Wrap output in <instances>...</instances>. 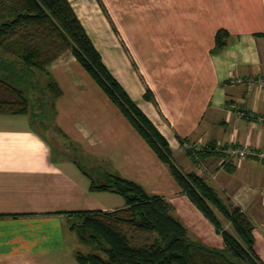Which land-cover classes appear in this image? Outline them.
Wrapping results in <instances>:
<instances>
[{
    "label": "crops",
    "instance_id": "0c3cea01",
    "mask_svg": "<svg viewBox=\"0 0 264 264\" xmlns=\"http://www.w3.org/2000/svg\"><path fill=\"white\" fill-rule=\"evenodd\" d=\"M68 2L172 156L184 154L177 165L202 176L224 204L247 215L253 249L264 261V162L227 153L233 146L264 148V122L255 118L264 114V87L247 90L230 81L264 79V0ZM218 29L229 38L212 52ZM46 67L61 89L54 122L73 150L53 152L33 126L0 121V264H82L74 254L86 247L69 228L67 213L111 211L124 200L107 209L102 194L109 191H90V178L75 161L96 182L110 173L163 196L189 235L222 247L221 235L72 52L62 51ZM147 89L154 101L144 97ZM242 106L247 115L238 114ZM204 145L210 152L194 163L191 153Z\"/></svg>",
    "mask_w": 264,
    "mask_h": 264
},
{
    "label": "trees",
    "instance_id": "16d2710c",
    "mask_svg": "<svg viewBox=\"0 0 264 264\" xmlns=\"http://www.w3.org/2000/svg\"><path fill=\"white\" fill-rule=\"evenodd\" d=\"M228 38L227 30L218 29L212 52L226 46ZM66 49L166 164L182 192L223 242L218 248L193 239L163 196L150 194L140 184L110 173L104 175L103 182H96L75 161L90 178V191H109L124 200L122 207L111 211L67 213L69 228L86 247L75 252L76 260L82 264H264L253 249L252 224L247 215L239 206L224 204L202 176L175 163L168 141L104 65L68 0H0V91L5 95H0V113L29 114L31 126L52 151L71 152L65 134L54 120L47 121L48 112L54 117L61 89L46 66ZM39 74L47 76L44 85L39 82ZM30 88L37 92L34 112H29ZM144 97L154 101L149 89ZM41 131L51 137L46 138ZM208 146L204 145L197 155L191 153L194 163L210 152ZM139 233L151 234L152 238L136 243L134 236Z\"/></svg>",
    "mask_w": 264,
    "mask_h": 264
},
{
    "label": "rangeland",
    "instance_id": "374dc122",
    "mask_svg": "<svg viewBox=\"0 0 264 264\" xmlns=\"http://www.w3.org/2000/svg\"><path fill=\"white\" fill-rule=\"evenodd\" d=\"M38 77H39L40 84L44 85L46 80H47V76H45L44 74H39ZM30 90L32 91V93H30V95H28L29 96L30 105H31L29 112H34L36 110L34 109L32 104L35 101V97H36L37 92L33 88H30ZM0 95L3 96V97L5 96V95H3V93H1V91H0ZM28 117H29V114H27V115L0 114V121H5L8 124L12 123V124H16V125H18V124L31 125L30 121H29L30 119ZM52 120H54L53 114H52V112H50V114L48 112L47 113V121L52 123L51 122ZM41 132L46 136V138L51 137V135H49V134L46 135V133L44 131H41ZM71 149L73 150V147ZM57 151H58V149L57 150H53V152H57ZM180 155H182V157H184L183 153L178 154V153L174 152V154H173V159H174L175 163L177 162L176 164H179ZM178 166H180V165H178ZM182 168H183V166H182ZM101 180L102 179H100V182H101ZM102 195H103V199H104L103 204H104V206H106L107 209L113 207L114 205L123 203V199L120 196L116 195V194H112V193H109V192H103ZM107 209H104V210H107ZM226 226L228 228H230L227 224H226ZM188 234H190V233H188ZM151 238H152L151 234L139 233V234H135L134 241L136 243H143V242L149 241Z\"/></svg>",
    "mask_w": 264,
    "mask_h": 264
},
{
    "label": "built area",
    "instance_id": "2783aa9c",
    "mask_svg": "<svg viewBox=\"0 0 264 264\" xmlns=\"http://www.w3.org/2000/svg\"><path fill=\"white\" fill-rule=\"evenodd\" d=\"M231 83H244L247 87V90H250L255 84L259 87H264V79L263 78H257V79H244L242 77H232L230 79ZM230 107H235L234 104H230ZM238 114L241 116L247 115V112H245L244 107L242 106ZM257 121H263L264 122V114L255 116ZM183 147L185 148H191V145L183 144ZM194 148V147H193ZM228 155L236 160H241L247 157H255L261 161L264 162V148L260 149H254L249 146H233L229 147L227 149Z\"/></svg>",
    "mask_w": 264,
    "mask_h": 264
}]
</instances>
